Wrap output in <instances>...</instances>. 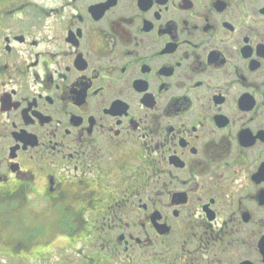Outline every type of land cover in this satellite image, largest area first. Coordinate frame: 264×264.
<instances>
[{"label": "flooded vegetation", "instance_id": "flooded-vegetation-1", "mask_svg": "<svg viewBox=\"0 0 264 264\" xmlns=\"http://www.w3.org/2000/svg\"><path fill=\"white\" fill-rule=\"evenodd\" d=\"M0 264H264V0H0Z\"/></svg>", "mask_w": 264, "mask_h": 264}]
</instances>
